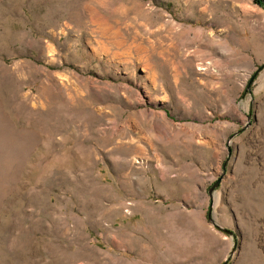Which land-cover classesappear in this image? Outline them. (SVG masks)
<instances>
[{
  "label": "rangeland",
  "instance_id": "rangeland-1",
  "mask_svg": "<svg viewBox=\"0 0 264 264\" xmlns=\"http://www.w3.org/2000/svg\"><path fill=\"white\" fill-rule=\"evenodd\" d=\"M227 258L264 264V5L0 0V264Z\"/></svg>",
  "mask_w": 264,
  "mask_h": 264
},
{
  "label": "water",
  "instance_id": "water-1",
  "mask_svg": "<svg viewBox=\"0 0 264 264\" xmlns=\"http://www.w3.org/2000/svg\"><path fill=\"white\" fill-rule=\"evenodd\" d=\"M218 184H219V181L217 183H215V185L212 187V189H214ZM228 260H229V258H227L222 264H227Z\"/></svg>",
  "mask_w": 264,
  "mask_h": 264
},
{
  "label": "trees",
  "instance_id": "trees-1",
  "mask_svg": "<svg viewBox=\"0 0 264 264\" xmlns=\"http://www.w3.org/2000/svg\"><path fill=\"white\" fill-rule=\"evenodd\" d=\"M256 3H258L260 6L264 5V0H255Z\"/></svg>",
  "mask_w": 264,
  "mask_h": 264
}]
</instances>
